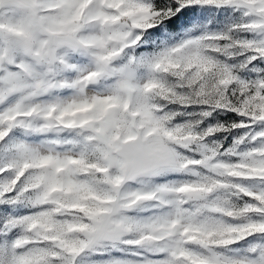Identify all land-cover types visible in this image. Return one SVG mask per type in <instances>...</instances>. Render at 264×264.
Masks as SVG:
<instances>
[{
  "label": "snow or ice",
  "instance_id": "obj_1",
  "mask_svg": "<svg viewBox=\"0 0 264 264\" xmlns=\"http://www.w3.org/2000/svg\"><path fill=\"white\" fill-rule=\"evenodd\" d=\"M0 264H264V0H0Z\"/></svg>",
  "mask_w": 264,
  "mask_h": 264
}]
</instances>
